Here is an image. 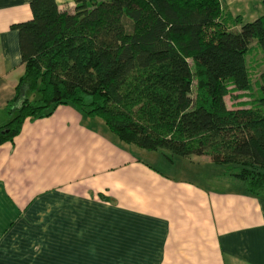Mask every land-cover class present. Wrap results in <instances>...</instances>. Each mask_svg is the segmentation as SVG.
<instances>
[{"label": "crops", "instance_id": "crops-1", "mask_svg": "<svg viewBox=\"0 0 264 264\" xmlns=\"http://www.w3.org/2000/svg\"><path fill=\"white\" fill-rule=\"evenodd\" d=\"M77 1L56 0L62 12ZM30 3L0 0V127L25 73L13 26L33 19ZM221 3L232 27L264 14L263 0ZM109 132L62 105L0 145V264H264V195L178 172L209 157L167 159L166 172Z\"/></svg>", "mask_w": 264, "mask_h": 264}, {"label": "trees", "instance_id": "trees-1", "mask_svg": "<svg viewBox=\"0 0 264 264\" xmlns=\"http://www.w3.org/2000/svg\"><path fill=\"white\" fill-rule=\"evenodd\" d=\"M30 6L33 19L13 26L25 73L0 145L26 120L72 105L123 144L171 162L209 157L264 195V73L254 100L233 108L227 99L252 94L248 55L255 41L264 56V14L237 17L236 28L221 0H79L72 12L56 0Z\"/></svg>", "mask_w": 264, "mask_h": 264}, {"label": "rangeland", "instance_id": "rangeland-1", "mask_svg": "<svg viewBox=\"0 0 264 264\" xmlns=\"http://www.w3.org/2000/svg\"><path fill=\"white\" fill-rule=\"evenodd\" d=\"M252 52H250V54L248 55V63H249V68H250V72H251V79H252V83H253V88H252V94L248 95L247 97L245 96L244 93H242L239 98L233 99L230 97H228V105L230 107H238V106H242L245 105L246 103H248V100L251 101L252 99L254 100L257 97V92L259 90V86L261 84V73H264V56L262 51L257 47L256 42L254 41L252 46H251ZM257 75H259V78H256ZM244 94V95H243ZM99 119V121H101L104 125L105 123L103 122L102 119ZM107 127V126H106ZM108 129V128H107ZM111 135H113L115 137V139H118L116 135L112 134L111 132H109ZM131 148L133 149V151L135 152V154H137L138 156H140V158H142L143 160H147L153 164H155L157 167H159L160 169L166 171V172H173L172 171V167L169 163V161L167 160V158L164 156V154L161 151H146L143 150L141 148H138L135 145H131ZM194 158H198V157H192V159ZM187 160V159H185ZM181 159L178 160V164L177 166L178 168V172L179 173H183V174H188L190 172H185V170L191 169L192 173L194 175L190 176L192 178L197 179V181H202V178L204 176H207L208 174L213 177L216 178V180L222 179L225 174H224V170L225 167L219 165V164H208L205 163L201 160V165H208L207 169L203 168V167H199L197 165H195L194 168H191L189 166H185L187 164L182 163ZM206 162L209 160H205ZM185 164V165H184Z\"/></svg>", "mask_w": 264, "mask_h": 264}]
</instances>
